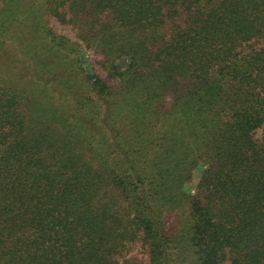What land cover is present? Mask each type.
<instances>
[{"label": "trees", "instance_id": "obj_1", "mask_svg": "<svg viewBox=\"0 0 264 264\" xmlns=\"http://www.w3.org/2000/svg\"><path fill=\"white\" fill-rule=\"evenodd\" d=\"M263 130L264 0H0V264H264Z\"/></svg>", "mask_w": 264, "mask_h": 264}, {"label": "rangeland", "instance_id": "obj_2", "mask_svg": "<svg viewBox=\"0 0 264 264\" xmlns=\"http://www.w3.org/2000/svg\"><path fill=\"white\" fill-rule=\"evenodd\" d=\"M53 26H54V29L59 32V33H62V34H65V35H68L70 37H75L76 33L75 31L71 28L70 25H65V24H62L58 21H55L53 20ZM88 53V57L90 58V61L91 63L93 64V66L104 76L106 77V73L105 71L101 68L100 64H99V61L101 59V55H99L98 53H93L92 51H87ZM263 134H264V130L261 131Z\"/></svg>", "mask_w": 264, "mask_h": 264}]
</instances>
